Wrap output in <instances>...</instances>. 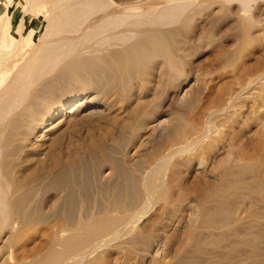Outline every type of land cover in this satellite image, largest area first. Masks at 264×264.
I'll return each instance as SVG.
<instances>
[{"label": "rangeland", "instance_id": "1", "mask_svg": "<svg viewBox=\"0 0 264 264\" xmlns=\"http://www.w3.org/2000/svg\"><path fill=\"white\" fill-rule=\"evenodd\" d=\"M6 2L0 0V41L4 37L5 11L12 16L10 32L17 38L16 27L25 14L21 6L8 4L7 9ZM252 5L248 13V23H253L252 27L249 25L252 37L245 42L234 18L237 4L223 9L218 2H208L194 10L187 18L189 27L177 25L181 29L175 39L179 47L174 64L178 69L171 70L170 75H166L167 68L160 71L148 64L146 71L134 74L135 77L103 68L104 79L98 67L73 60V64L65 62L45 79L30 100L34 103L35 98L44 97L38 106L41 112L60 106L63 101L80 102L71 104L68 110H74L72 113L47 123L52 129L39 131L27 151L22 150L15 159L22 165L18 177L29 183L21 198V206L27 211L14 216L16 228L0 225V264H16L47 252L54 236L52 226L57 222L73 225L78 220H88L109 203L128 209L142 206L144 171L169 151H178L188 137H198L207 114L224 105L244 78L263 72L264 0H255ZM26 16L34 30L33 41L38 43L47 22L42 17ZM177 74L180 77L174 79ZM263 77L248 93H264ZM76 102L81 106L71 109ZM61 119L65 120L58 123ZM32 144L47 147L41 150L38 145L35 150ZM53 154L60 157L56 168L50 166L48 159ZM241 154L245 160L250 158L251 161L246 160L249 164L257 165H251L256 166L253 171L242 173V180H250L258 173L264 182V105L254 98L237 100L193 151L172 154L165 175L167 205H149V211L138 220V228L148 239L137 237L133 242L129 237L111 242L98 251L90 264H220L223 255L228 258L231 246L225 244L228 241L230 245L229 238L221 242L220 248L207 244L202 251L194 242L196 237L206 242L213 237L202 226L199 204L213 189L228 186L222 175ZM257 195L231 198L224 204L234 216L232 219L243 218L244 226L237 227L242 231L236 230L238 238L246 239L247 231L252 229L262 239L259 250H255L262 257H252L253 248L249 245L239 246L229 253L231 264L241 258L243 264H264V196L259 197L264 191ZM245 223L254 225L245 230ZM231 241L233 247L238 240ZM225 256L222 264L228 260Z\"/></svg>", "mask_w": 264, "mask_h": 264}, {"label": "bare ground", "instance_id": "2", "mask_svg": "<svg viewBox=\"0 0 264 264\" xmlns=\"http://www.w3.org/2000/svg\"><path fill=\"white\" fill-rule=\"evenodd\" d=\"M254 1L7 0L5 3L6 8L8 4H13L16 8L21 6L25 14L16 27L19 38L10 32L12 16L8 15L6 11L5 15L3 14L4 24L2 25V32L4 37H1L2 40L0 41V225H9L11 229L16 228L14 216L21 215V213L27 211L23 207L21 198L26 185L28 187L29 183L27 184V181L25 182L18 177L19 167L22 165L16 163V157L22 150L27 151L30 140L34 137L36 138V134L39 131L48 132L52 129V127H47V123L62 117L64 113H72L74 110L68 109L75 100H79L63 101L60 106L51 107L48 111L41 112L38 106L41 105L40 102L41 100L43 101L44 97L40 96L39 100L35 98L34 103H30V100L34 97V94H37L36 92L41 88L45 79L53 75L57 70L59 71L60 66L63 67L65 62V65H68L69 62L73 64L71 62L73 60H78V64H81L82 62L79 63V60H82L85 64L86 62L89 63L91 67L95 66L93 68L98 67L101 74H103L102 72L105 69L114 72L120 71L131 76V74H139V72L144 73L146 66L152 64L149 66L150 68L152 67L153 69V66L154 68L158 67L160 71L167 68L166 75H170L171 70L178 69L174 64L176 51H178L177 47H179V45H176L178 43H176L175 39L181 33V29L177 25H187V18L190 19V14L194 10L208 2H218L223 9L237 4L238 10L234 14L235 17H233L239 24L238 30L242 35V41L245 42L252 37L249 25L253 23H248V13L251 11ZM14 14L15 12H13ZM27 14H30V18L33 19L42 17L47 22L44 35L38 43L33 41L32 34L34 30L28 23ZM187 27L189 26L187 25ZM70 67H73V65ZM77 69L79 70V68ZM96 71L99 74V70ZM96 71L94 72L96 73ZM146 73L150 75V72ZM256 74L251 73V76H255L244 78L246 81L244 82L243 80L242 83H244H241L228 96L224 105H219V107L207 114L206 123L201 134L196 138L188 137L179 150L175 152L193 151L198 142L212 132L215 121L225 115L237 100L254 98L264 105L263 92L255 93L256 96L248 93L250 88L256 85L264 76V70L260 74L258 72L257 76ZM103 75L105 79V74ZM179 77L180 74L174 75V79ZM79 102H76L71 109L81 106ZM35 104H37L36 107ZM63 120L65 119H61L58 123ZM38 145L42 150L45 143L44 145ZM38 145L31 147L36 150ZM44 147L46 148L47 146ZM175 152L169 151V154L161 157L156 165H152L144 171L141 184L145 199L142 198L144 203L142 202L141 207L133 209L125 207V209L118 203H109L101 208L96 216H91L88 220H78L73 225L67 222H57L52 226L54 236L51 239L49 250L43 254L31 257V259L17 261L16 264H90L92 258L99 253L98 251L111 242L129 237L133 242L137 237L147 240L148 236L144 235L142 229L138 228V220L149 211V205L150 207L158 203H163L164 207L167 205L166 166L169 164L172 154H176ZM59 158V155L56 154L48 158L52 168L60 165ZM247 159L250 160L249 157ZM246 160L245 155L243 157L242 154L234 158L229 169L222 175V180L226 179L223 182L228 183V188L223 186L222 188L213 189L211 194L206 196L199 204L202 226L213 236L209 238L211 239L209 242L208 240L206 242V239L203 241L201 238L196 237L194 242L199 250L202 251L205 246L209 245L213 248H220L222 246L221 242L227 238H229L227 240H229L230 245H228V241H226L227 244L225 245L232 247L233 243L231 240H238L234 243L235 246L230 247L231 250L229 248L227 251L228 258L220 254L223 257L225 256V259H228L227 262L224 260V264H228L231 261L229 260L230 251L232 253V250L238 249L239 246L249 245L253 248L251 251L252 257H254V255L258 254L255 250H259L262 243L261 235L259 233L257 235V232L254 234L255 231L252 233V229L248 230L250 232L247 231L246 239L243 237L238 238V231H242V229H237V227L244 223L243 218H241L242 220L239 218L232 219L234 216L224 206L231 198L247 199L255 194L258 196L257 194L264 191V182L262 181L263 179L261 180L260 174L257 173L250 180H247L248 178L246 181L245 179L242 180V173L251 172L257 166L254 164L256 166L253 167L252 162L249 164V161ZM262 196L264 195L259 197L261 198ZM19 200L22 204L19 203ZM17 202L20 206H23L20 208L17 206ZM26 207V209H29L28 205ZM251 221L253 222V220ZM247 223H245V228L243 227L245 230L246 227L247 229L251 227V224L247 226ZM236 230L238 231L236 232ZM226 246L225 249L227 248ZM221 249H224V247ZM215 252L213 250L214 254ZM223 257L222 260L224 259ZM259 257H262V254ZM248 259L247 257L246 261ZM222 260L218 262L221 261L220 264H222ZM240 260L237 264H243L244 261ZM252 260L254 259L252 258ZM248 263L250 264L249 261Z\"/></svg>", "mask_w": 264, "mask_h": 264}]
</instances>
